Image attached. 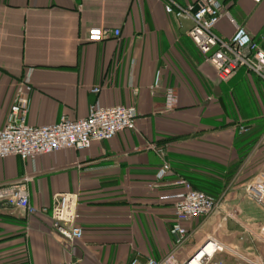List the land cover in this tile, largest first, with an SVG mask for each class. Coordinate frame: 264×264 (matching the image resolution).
Here are the masks:
<instances>
[{
    "label": "crops",
    "instance_id": "crops-1",
    "mask_svg": "<svg viewBox=\"0 0 264 264\" xmlns=\"http://www.w3.org/2000/svg\"><path fill=\"white\" fill-rule=\"evenodd\" d=\"M222 1L230 17L216 33L230 40L243 26L264 49V0ZM166 3L0 0V127L20 91L30 125L86 117L95 102L137 110L135 129L88 150L0 157V185L28 175L35 207L0 202V264H131L172 251L186 261L209 240L223 246L214 261L264 264V208L245 197L264 166V134H255L264 128V79L241 67L218 82L189 36L193 21L168 14ZM158 70L161 86L152 90ZM167 86L179 94L172 112L164 111ZM183 181L221 205L186 222L189 240L176 249L170 228ZM66 196L83 229L74 241L54 225L53 208Z\"/></svg>",
    "mask_w": 264,
    "mask_h": 264
},
{
    "label": "built area",
    "instance_id": "built-area-1",
    "mask_svg": "<svg viewBox=\"0 0 264 264\" xmlns=\"http://www.w3.org/2000/svg\"><path fill=\"white\" fill-rule=\"evenodd\" d=\"M260 3L263 0H254ZM166 12L176 18H190L193 26L189 36L204 55L214 71L218 82H227L236 71L245 67L264 79V49L254 40L243 26L237 29L230 40L223 39L216 31L218 22L229 15L222 0H197L190 5H182L175 0H167ZM234 22V19H232ZM109 33V30L105 32ZM115 36L121 35L120 29L113 30ZM110 34V33H109ZM26 81H29L26 79ZM161 86V71L158 70L152 84V90ZM30 85L23 87L29 91ZM164 111L172 112L179 105L178 90L174 86H167L164 93ZM28 98L25 93L13 100L5 126L0 127V157L16 155L21 160H35L38 156L51 154L63 149L85 151L92 147L95 141H105L117 134L136 128L137 110L135 107L117 105L102 106L99 102L90 105L86 117L72 118L66 114L54 124L30 125L26 120V104ZM245 130V129H244ZM170 169L165 162L164 171ZM28 175L22 180L0 185V202L24 209L33 213L35 207L29 199L27 181ZM185 191L177 196L174 204V221L170 232L175 240L176 249L182 247L190 237L185 223L193 218L208 216L220 208V199L202 190L195 189L187 181H183ZM245 197L252 203L264 208V166L257 174L253 183L246 189ZM69 197H64L53 208V219L56 228L70 241L80 239L83 229L77 224V214L72 212L68 203ZM228 215H235L234 211ZM264 237V223L260 226ZM223 246L216 241L209 240L189 260L180 261L175 251L170 252L161 260L147 259L142 262L135 257L131 264H222L213 260V255ZM62 264H76L66 261Z\"/></svg>",
    "mask_w": 264,
    "mask_h": 264
},
{
    "label": "rangeland",
    "instance_id": "rangeland-1",
    "mask_svg": "<svg viewBox=\"0 0 264 264\" xmlns=\"http://www.w3.org/2000/svg\"><path fill=\"white\" fill-rule=\"evenodd\" d=\"M213 73H214V71H213ZM215 74V73H214ZM221 83V82H220ZM262 126H264V124L262 125ZM255 134H264V128L263 127H260L259 128V131H257V132H255ZM260 160H261V162L260 163H262L263 162V159H264V145L262 144V146L260 147ZM263 165V164H262ZM263 167V166H262ZM259 173V172H258ZM257 173V174H258ZM200 190V189H199ZM202 191H204V192H206V193H208V194H211V195H213V196H217V195H214L213 193H210V192H208L207 190H205V189H201Z\"/></svg>",
    "mask_w": 264,
    "mask_h": 264
},
{
    "label": "trees",
    "instance_id": "trees-1",
    "mask_svg": "<svg viewBox=\"0 0 264 264\" xmlns=\"http://www.w3.org/2000/svg\"><path fill=\"white\" fill-rule=\"evenodd\" d=\"M196 189H200V188L196 187Z\"/></svg>",
    "mask_w": 264,
    "mask_h": 264
}]
</instances>
